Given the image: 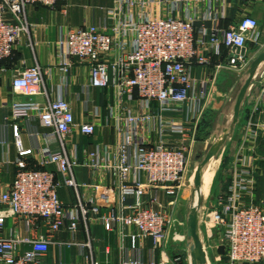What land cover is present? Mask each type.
<instances>
[{
	"label": "built area",
	"instance_id": "1",
	"mask_svg": "<svg viewBox=\"0 0 264 264\" xmlns=\"http://www.w3.org/2000/svg\"><path fill=\"white\" fill-rule=\"evenodd\" d=\"M58 1L64 0H0V61L12 54L19 34L29 31L27 7H52ZM152 1L116 0L107 11L112 21L110 32L106 25L89 24L70 29L57 43L62 72L68 71L75 60L87 66L89 87L109 90L113 99L110 112L122 137L114 145L90 143L89 138L97 130L95 122H76L69 101L48 98L39 64L14 74L15 92L45 97L42 102L30 100L15 106L37 109L39 122L47 131L42 134L45 145L36 151L39 167L29 168L23 158L32 151L22 147L17 125L13 126L19 168L11 183L0 187V264H46L44 258L55 235L61 229L75 233L80 223L86 231L92 223H100L108 231L134 227L136 231L126 235L131 248L135 249L138 239L149 238L152 251L162 247L170 229L183 225L173 208L186 172L196 124L188 131L183 124L166 119L165 114L181 113L182 104H187L197 123L203 110L201 103L210 87L206 81L200 83L191 76L192 65L209 63L210 56L204 53L206 46L214 56H220L225 48L229 55L222 67L245 73L251 62L246 43L249 38H256L258 22L244 15L226 28L215 26L196 36L193 17L159 11L150 6ZM164 2L158 1V7ZM206 17L211 19L212 13L208 11ZM241 48H245L244 54ZM257 76L255 72L249 87ZM261 92L264 94V81ZM133 101L136 111L127 105ZM88 102L85 101L87 106ZM153 103H157V110ZM93 114H98V108H94ZM154 121L158 123L159 136L155 143L150 138ZM166 134L182 137L177 143L168 144L163 140ZM78 136L83 137L85 144L82 160L77 154ZM246 138L255 150L257 130L249 131ZM259 157L264 159V154ZM236 162L239 168L227 170L228 185L218 193L214 206L207 209L206 222L221 232L218 245L224 244L230 264L255 263L264 258V201L253 202L255 163L248 162L242 150L237 151ZM48 165L53 169H47ZM79 166L90 170V183L77 181L75 169ZM61 187L74 190L75 203L62 202L58 193ZM160 191L171 200L160 201ZM7 218L14 223L4 234ZM179 237L176 239L183 240L186 235ZM62 244L87 249L84 262L78 264H99L90 250L89 239ZM180 254L170 259L131 263L182 264Z\"/></svg>",
	"mask_w": 264,
	"mask_h": 264
},
{
	"label": "crops",
	"instance_id": "2",
	"mask_svg": "<svg viewBox=\"0 0 264 264\" xmlns=\"http://www.w3.org/2000/svg\"><path fill=\"white\" fill-rule=\"evenodd\" d=\"M158 1L161 0H153L150 6L157 7L159 11L171 12L170 14L173 15L186 14L193 17L196 36L202 30L209 32L215 26L226 28L242 16L250 15L258 22V33L255 39L249 38L247 40L245 47L247 56L252 60L257 54L264 51V0H197L187 3L183 0L180 2L164 0L163 4L159 3L161 4L160 7H158ZM115 4L116 0H64L58 1L52 7L39 4L27 7L29 31L19 34L12 54L0 61V187L11 183L16 170L19 168L17 164L19 156L13 137L14 125H17L22 147L32 151L31 154L25 155L23 158L26 167H39L36 151L46 143L42 134L47 129L40 124L37 109L29 106H15V104L30 100L41 102L45 100V97L41 95L26 96L13 90L12 79L14 74L26 66H31L34 63L41 66L48 98L62 97L69 101L76 122H95L97 130L95 136L89 138L90 143L98 141L114 145L122 139L117 133V122L110 112L113 99L109 90L89 87L87 66L75 60L68 71L62 72L57 56V43L70 29L95 24L100 27L106 25V30L110 32L109 26L112 21L107 11ZM208 11L212 13L211 19L206 17ZM221 52L220 56H214L212 49L206 46L204 53L210 56L209 63L192 65L191 76L197 82L206 81L210 87L208 96L201 103L202 106L200 107H203V110L198 116V122H194L192 114L188 112L187 104H182L181 113L165 114L166 119H173L176 123L183 124L188 131L192 130L196 124L191 147L197 143L201 144L203 148L207 147L210 137L205 140H203V136L199 137L201 133L207 131V128H202L205 113L212 114L217 108V102L222 101L230 92L237 91L245 79V73L234 72L224 66L222 67L227 63L229 53L225 48H222ZM256 72L258 76L255 80L253 79L244 96L237 123L232 135L226 140L223 147L226 152L220 172L226 185L217 189L211 200L202 205V216L201 220L198 221L203 247L207 256H210L215 264L230 263L225 254L220 255L217 252L221 232L211 228L210 224L206 222V210L214 206L218 193L226 189L230 180L227 170H231L233 167L234 169L239 168V164L236 162L238 150H242L247 161L252 162L253 165L255 163L257 167L253 202L264 201V159L259 157V154H264V94L261 92V85L264 81V63L258 66ZM261 73L263 74L262 77H260ZM85 101H89L88 106ZM127 105L132 111H136L137 104L134 101L128 102ZM152 106L154 110H157V103H153ZM95 107L98 108L97 115L93 114ZM207 121L205 120V122ZM157 129L158 123L154 121L150 128V138L154 143L159 139ZM254 129L257 130L255 150L252 149L254 144L246 138L248 132ZM208 130L210 131V128ZM181 137V134H166L163 140L165 143L174 144L180 141ZM77 138L79 140L77 154L82 160L85 158V144L83 137L78 136ZM254 151L256 159L251 160L254 158ZM46 168L53 169V166L48 165ZM75 177L80 182L90 183L92 181L91 172L85 166H79L75 169ZM58 193L65 204H73L77 200L74 190L71 188L61 187ZM82 196L85 197L86 193H82ZM159 197L163 203L171 200V197L165 195L163 191L159 192ZM176 201L178 204L175 205L173 211L178 218V213L184 216L188 208L185 209L184 206L181 208V203L178 202L180 201L179 198ZM13 223L11 218L6 219L4 234L8 233V229L12 227ZM172 229L169 230L168 238L162 247L152 251V241L149 238L138 239L135 249L131 248L129 238L126 235L135 232L134 227H122L108 231L102 224L92 223L88 225L86 231L84 225L80 223L75 233L61 229L55 235L54 242L50 245L44 258V263L78 264L84 262L85 256L88 255L86 248L81 249L76 245L67 247L62 242L71 240L84 242L88 239L93 257L99 264H132V260H141L145 263L151 258L155 261H159L161 258L170 259L180 252H186L185 242L187 241L184 240L183 242V240L176 239L177 232L171 236ZM183 235H186V230ZM181 257L182 264H190L188 258H184L182 255ZM243 264H264V258L259 262Z\"/></svg>",
	"mask_w": 264,
	"mask_h": 264
},
{
	"label": "water",
	"instance_id": "3",
	"mask_svg": "<svg viewBox=\"0 0 264 264\" xmlns=\"http://www.w3.org/2000/svg\"><path fill=\"white\" fill-rule=\"evenodd\" d=\"M240 51L244 54L245 48H241ZM261 63H264V51L257 54L254 59L251 60L245 71V79L242 81L233 99L231 120L228 126L211 140L209 149L203 156L202 160L197 164V173L193 179V190L198 194L196 202L193 200L184 216L181 213H178V218L185 222L187 236L186 252L181 253V255L184 258H188L190 264H204V262H206V253L203 248L199 232V222L197 219L198 209L201 206L200 184L203 167L209 159L215 157L219 153L226 140L232 135L233 129L238 120L241 104L244 100L246 91L252 81L253 75ZM217 252L220 255L225 254L224 244L220 243L218 245Z\"/></svg>",
	"mask_w": 264,
	"mask_h": 264
},
{
	"label": "rangeland",
	"instance_id": "4",
	"mask_svg": "<svg viewBox=\"0 0 264 264\" xmlns=\"http://www.w3.org/2000/svg\"><path fill=\"white\" fill-rule=\"evenodd\" d=\"M235 92H237L236 90L232 92L233 96H235ZM230 94V93H229ZM229 94L226 95V97L223 98L222 101L217 102V108L216 110L212 113V114H206L203 118V122H205V120L207 121V124L205 126V128H207V131L205 132V135L203 133H201V135L199 136L200 138L203 135V140H205L206 138L210 137V140L208 141L207 147L203 148L201 146V144L197 143L194 144L193 147H191V149L188 151V158H187V167H186V172L184 174V179L182 182V185L180 187V190L178 192V197L181 203V208L182 206H184L183 208L187 209L191 203L193 202L192 200V196L194 194V190H193V179H194V173H195V169L197 167V164L202 160L203 156L206 154L207 150L209 149L210 145H211V140L217 136L219 133H221V131L226 128L228 126V124H224L225 120L223 121L222 124L219 125L220 123V119H224L225 116H228L229 114H231V110H232V103L227 100ZM206 123V122H205ZM210 128V131L208 130ZM222 129V130H221ZM212 132V133H210ZM224 147V145H223ZM221 148L220 152V162L218 165V168L215 172L214 178L211 182V186L209 188V192L206 198H201V203L200 205L202 206L203 204L209 202L212 198V195L214 196V194L217 192V189H220L221 187H223L225 184V182L223 181L222 178V174H221V165L224 159V154H225V149ZM177 201H176V206H177ZM174 206V207H176ZM207 212V210H206ZM201 220V218H200ZM199 220V221H200ZM175 229V230H174ZM172 232L173 233L177 232V236L179 237V234L183 235L185 234V222H183V225L181 226H176ZM181 239V238H180ZM187 240V236L186 238H183V242ZM186 243V242H185ZM204 248V247H203ZM205 251V249H204ZM206 253V251H205ZM205 264H215V262H213L212 259H210V256H207L206 254V263ZM219 264V263H218Z\"/></svg>",
	"mask_w": 264,
	"mask_h": 264
},
{
	"label": "bare ground",
	"instance_id": "5",
	"mask_svg": "<svg viewBox=\"0 0 264 264\" xmlns=\"http://www.w3.org/2000/svg\"><path fill=\"white\" fill-rule=\"evenodd\" d=\"M235 87V86H234ZM233 99L234 96L232 94V92H230L227 100H229L232 103L233 106ZM232 108V107H231ZM231 114H232V110H231ZM231 114H229L228 116H225L224 119H220V123L218 126H220V124L223 123V121L225 120L224 124H229L230 120H231ZM220 152L213 158L209 159L208 162L205 164V166L203 167L202 173H201V184H200V195L201 198H206L209 192V188L211 186V182L214 178L215 172L218 168L219 162H220ZM197 173V167L195 169V174ZM193 198L192 200H194V202H196V199L198 197V194L196 191H194L193 194ZM202 206L199 207L198 209V213H197V219L198 221L200 220L201 216H202Z\"/></svg>",
	"mask_w": 264,
	"mask_h": 264
},
{
	"label": "trees",
	"instance_id": "6",
	"mask_svg": "<svg viewBox=\"0 0 264 264\" xmlns=\"http://www.w3.org/2000/svg\"><path fill=\"white\" fill-rule=\"evenodd\" d=\"M206 124H207V122L206 123L205 122H202V126H203L202 128H204L206 126ZM203 134H205V132Z\"/></svg>",
	"mask_w": 264,
	"mask_h": 264
}]
</instances>
